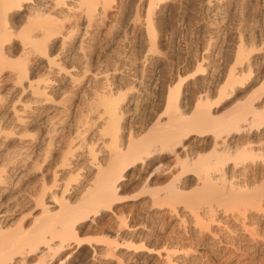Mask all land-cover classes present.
Here are the masks:
<instances>
[{
	"label": "bare ground",
	"instance_id": "1",
	"mask_svg": "<svg viewBox=\"0 0 264 264\" xmlns=\"http://www.w3.org/2000/svg\"><path fill=\"white\" fill-rule=\"evenodd\" d=\"M142 212L188 236L133 244ZM124 245L264 264V0H0V264H128Z\"/></svg>",
	"mask_w": 264,
	"mask_h": 264
},
{
	"label": "rangeland",
	"instance_id": "2",
	"mask_svg": "<svg viewBox=\"0 0 264 264\" xmlns=\"http://www.w3.org/2000/svg\"><path fill=\"white\" fill-rule=\"evenodd\" d=\"M185 23V24H184ZM177 24H180L179 22H176V25ZM184 24V25H183ZM181 27L180 26H178V27H180V28H182V30H183V34L182 33H179V35H177L176 36V41H175V48H172V50H171V54H173V55H170L171 56V61H173L174 63H175V65L174 66H176V69H175V67L173 68V70H174V72H180V71H182V70H184V71H186L187 72V74H188V72H189V74L190 73H192V72H195L196 71V68H197V65H193V64H189L188 65V58H187V56H188V54H187V51H188V53L190 52V50L192 49V51L191 52H193L194 51V49H195V46H196V49H198V51H202V47L200 46L202 43H201V40L203 39L202 38V34L200 33V31H198L197 29V24H195V25H193L194 27H192L191 26V28H189V29H191V31L189 30V32H190V35H192L193 34V37H191L190 35H189V33H188V15L186 16V18L184 19V21H183V23L181 22ZM196 26V27H195ZM193 28V29H192ZM193 31V32H192ZM196 32V33H195ZM199 33V35H198V33ZM192 33V34H191ZM197 36V38H196V36ZM179 36V37H178ZM182 38H181V37ZM201 36V37H200ZM191 37V38H190ZM175 38V37H174ZM188 38H190L191 40H189L190 41V43H188L189 41H188ZM196 38V39H195ZM198 38H200V42L198 41ZM202 38V39H201ZM178 39H180V40H178ZM186 39V40H185ZM195 40V42H191V41H194ZM197 40V41H196ZM177 41H179V43L177 42ZM181 41V42H180ZM183 41V42H182ZM176 42H177V44H176ZM195 43V44H194ZM180 45L179 47L180 48H177V45ZM185 44V45H184ZM191 44V45H190ZM194 44V45H193ZM198 44V45H197ZM200 44V45H199ZM189 45L191 46V48H189ZM197 46H199V48L197 47ZM182 47V48H181ZM187 47V48H186ZM179 49L178 51H179V53H177V49ZM188 49V50H187ZM195 49V50H196ZM174 51V52H173ZM181 52V53H180ZM184 52H186V53H184ZM176 53V54H175ZM169 54H170V51H169ZM178 54V56L176 57V55ZM181 54V55H180ZM184 55V56H183ZM186 55V56H185ZM182 56H183V58H182ZM172 57H175L174 59L172 58ZM184 57H186L187 59H185ZM181 58V59H180ZM178 59V60H177ZM185 59V60H184ZM177 63V64H176ZM178 66V67H177ZM194 66V67H193ZM190 67H192V68H190ZM192 70V69H195V71L194 70H190V69ZM198 69V68H197ZM189 70V71H188ZM153 112H155L156 110H159V112H160V107H158L157 105H154L153 106ZM158 181L159 180H162V179H157ZM158 181H155L154 180V182H156V183H158ZM159 183H161V181L159 182ZM140 188H141V186L139 187V186H137V185H130V186H128V187H126L125 188V190L123 191V194L124 195H128V196H132V195H135V193H138V191L140 190ZM142 214H144L143 215V219H140V221L141 222H144L143 224H145V225H147V227L145 226V228L146 229H148V231H151L152 230V232H149L148 233V235H145V236H143L144 234H142V233H140V234H138L139 233V231H137V232H135L136 233V237L135 238H131V239H129V241H131L133 244H141V243H143L144 245H146V248H147V246H148V248H152V249H157L158 248V245H157V243L159 242V240L161 239V240H164L163 239V237L164 238H167L168 236L170 237L171 235L173 236V237H175L176 236V234H177V236L178 235H183L184 237H187L188 236V232H186V231H188V226H186L185 228L184 227H181V228H179V227H176L175 225H173L174 223L173 222H171L172 220H169L168 221V219H167V221H166V219H165V221L166 222H164V224L165 225H163V223H161V222H158L159 220H157V219H154V217H156V216H153L152 217V219H150V218H148V217H144L146 214H145V212L143 213L142 212ZM137 218H134V219H129V217H128V224H133V223H136V222H138V223H140V221L137 219ZM145 219H146V222H145ZM136 220V221H135ZM143 220V221H142ZM151 220H153L154 222L152 223V225H151V222L149 223V221H151ZM156 220V221H155ZM134 221V222H133ZM147 222H148V224H147ZM157 222H158V224H157ZM167 222H171L170 224V226H169V223H167ZM155 224V225H154ZM156 224L158 225V226H156ZM160 224V225H159ZM149 225H151V228L152 229H150V226ZM163 225V226H162ZM175 226V228L173 227V226ZM149 226V227H148ZM156 226V227H155ZM165 226V227H164ZM167 227V228H166ZM173 227V228H172ZM144 228V229H145ZM154 228H155V230H154ZM159 228V229H158ZM160 228H162V229H160ZM165 228V229H164ZM172 228V229H171ZM145 229V231L144 232H147V230ZM177 229H179L178 231H177ZM185 229V230H184ZM92 231V232H91ZM96 231V232H95ZM170 231L172 232V233H170ZM183 231H185V232H183ZM100 232V229H99V231L98 230H96V229H94V230H90L89 232H86V234H85V236L87 237H92V238H97V239H100V237L102 236V234H100L101 232H102V230H101V232ZM166 233H167V235H166ZM174 233H176V234H174ZM180 233V234H179ZM186 233V234H185ZM142 234V235H141ZM151 236H150V235ZM174 234V235H173ZM99 235H101V236H99ZM139 235H140V237H139ZM187 235V236H186ZM143 236V237H142ZM147 236H148V238H147ZM150 236V237H149ZM144 237H146V239H144ZM162 237V238H161ZM102 238H104V237H102ZM139 238L140 239H143L142 240V242L140 243V241H139ZM128 241V240H127ZM169 249H175V248H186V247H188V242H184V243H182V244H178V243H173V244H169L168 246H167ZM147 248V249H148ZM128 248L124 245V246H122V249L120 248V253L121 254H123V253H125V254H123V255H128L127 257H129L130 255H132L133 253L132 252H130V251H132V250H127ZM127 250V251H126ZM123 252V253H122ZM130 253H132V254H130ZM138 253L139 252H137V253H135V254H133V257L132 256H130V261H128V260H126V261H128V264H134L135 262V264H165V263H163V261L161 260V259H159L155 254L154 255H151V256H146V253H144V252H140L139 253V255H138ZM74 254H76V253H74ZM73 254V255H74ZM143 256H142V255ZM91 256V255H90ZM90 256H89V258H90ZM138 257V259H137V257ZM142 258H141V257ZM145 257V259H143ZM136 260H135V259ZM132 259H134V260H132ZM149 259V260H148ZM146 262H145V261ZM157 261V262H156ZM132 262V263H131ZM162 262V263H161ZM127 264V263H126Z\"/></svg>",
	"mask_w": 264,
	"mask_h": 264
}]
</instances>
